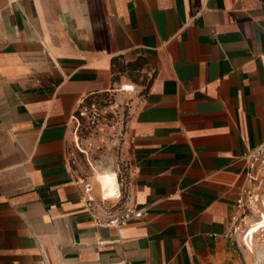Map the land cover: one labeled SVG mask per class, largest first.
<instances>
[{"label": "crops", "instance_id": "0c3cea01", "mask_svg": "<svg viewBox=\"0 0 264 264\" xmlns=\"http://www.w3.org/2000/svg\"><path fill=\"white\" fill-rule=\"evenodd\" d=\"M142 72L127 134L147 214L97 226L73 115ZM263 141L264 0H0V264H240L238 159Z\"/></svg>", "mask_w": 264, "mask_h": 264}, {"label": "rangeland", "instance_id": "374dc122", "mask_svg": "<svg viewBox=\"0 0 264 264\" xmlns=\"http://www.w3.org/2000/svg\"><path fill=\"white\" fill-rule=\"evenodd\" d=\"M141 79L138 87L124 84L119 91L86 97L73 115L68 152L78 178L88 181L92 195L101 200L97 182L104 196L113 197L116 191L112 173L116 174L120 197L103 200L107 208L118 209L131 199L127 130L133 109L146 86V72H142ZM130 86L132 90H125ZM234 238L240 264H264V193L253 215L249 216L244 232Z\"/></svg>", "mask_w": 264, "mask_h": 264}, {"label": "built area", "instance_id": "2783aa9c", "mask_svg": "<svg viewBox=\"0 0 264 264\" xmlns=\"http://www.w3.org/2000/svg\"><path fill=\"white\" fill-rule=\"evenodd\" d=\"M238 160L243 162L244 178L235 198L234 211L229 217V235L232 237L244 232L256 203L263 197L264 141L244 151ZM79 181L83 187L81 201L97 226L120 228L147 214V209L137 207L129 199L118 209L107 208L102 204L104 199L97 200L92 195V185L88 181L83 178ZM126 264L132 263L127 261Z\"/></svg>", "mask_w": 264, "mask_h": 264}, {"label": "bare ground", "instance_id": "6f19581e", "mask_svg": "<svg viewBox=\"0 0 264 264\" xmlns=\"http://www.w3.org/2000/svg\"><path fill=\"white\" fill-rule=\"evenodd\" d=\"M123 87V86H122ZM133 89V86H130L129 89H125V90H132ZM112 175H114V180H115V195L113 197H107V196H104L103 194H101V197L102 199L106 200V199H110V198H118L120 197V188H119V183L117 181V177H116V174L115 173H112Z\"/></svg>", "mask_w": 264, "mask_h": 264}, {"label": "trees", "instance_id": "16d2710c", "mask_svg": "<svg viewBox=\"0 0 264 264\" xmlns=\"http://www.w3.org/2000/svg\"><path fill=\"white\" fill-rule=\"evenodd\" d=\"M96 95V94H95Z\"/></svg>", "mask_w": 264, "mask_h": 264}]
</instances>
